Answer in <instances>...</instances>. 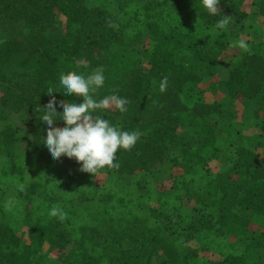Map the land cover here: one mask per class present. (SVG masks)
<instances>
[{
    "label": "trees",
    "instance_id": "obj_1",
    "mask_svg": "<svg viewBox=\"0 0 264 264\" xmlns=\"http://www.w3.org/2000/svg\"><path fill=\"white\" fill-rule=\"evenodd\" d=\"M260 18L264 0H219L216 14L200 0H0V192L16 189L26 204L16 208L0 193V264H36L47 245L61 264H261ZM95 70L105 83L94 98L128 100L125 113L98 114L140 132L130 150H118V168L98 171L102 184L74 158L55 164L40 119L53 97L57 105L83 100L47 93L61 91V74ZM210 92H221L220 102L208 103ZM238 101L253 107L252 134L238 121ZM68 165L67 179H47ZM30 173L39 183L24 189ZM81 176L86 189L73 199Z\"/></svg>",
    "mask_w": 264,
    "mask_h": 264
},
{
    "label": "clouds",
    "instance_id": "obj_2",
    "mask_svg": "<svg viewBox=\"0 0 264 264\" xmlns=\"http://www.w3.org/2000/svg\"><path fill=\"white\" fill-rule=\"evenodd\" d=\"M201 5L209 14H216L219 0H200ZM227 21H217V26L223 28ZM241 47H246L241 41ZM105 75L102 70H95L88 75L79 73L61 74L59 86L61 91L49 89L47 93H62L64 97L73 94L83 97L82 102H66L57 105L55 97L43 106L40 119L48 126L43 145L52 160L61 156L74 158L80 164V170L94 176L105 168H118L115 162L118 150H130L140 137L139 131H128L116 127L109 119L103 118L96 110L115 108L121 113L127 111L128 100L125 97L111 94L97 100L93 93L102 88ZM160 91L167 88V78L161 80ZM57 108L60 110L57 111ZM63 121L61 129L53 127L55 122ZM23 186H21L22 188ZM57 209L51 214L55 216Z\"/></svg>",
    "mask_w": 264,
    "mask_h": 264
},
{
    "label": "rangeland",
    "instance_id": "obj_3",
    "mask_svg": "<svg viewBox=\"0 0 264 264\" xmlns=\"http://www.w3.org/2000/svg\"><path fill=\"white\" fill-rule=\"evenodd\" d=\"M91 1H94V0H90V2ZM111 10L114 14L117 13L115 8H111ZM258 22L260 24V27L264 31V20L260 18ZM243 39L249 40V38H247V37H244ZM232 60H233V56H229V57H226L225 59H223L222 61H223V64H227L228 62H230ZM228 70H229V67H223V69H221V73L225 75V74H227ZM104 96L105 95H100V98H102ZM205 97H206V100L208 103L213 104L216 102H220L219 99L222 98V95H221V92L219 94L214 93V92H210V93H207V95H205ZM236 108L238 111V121H239V123L243 124V126L245 127L244 129H245L246 133L247 134L254 133L256 131V129H255V125H254L255 124L254 119H252L253 115L251 114V108H253L252 105H249L247 102H244V101H238ZM54 161H57L55 164L59 163L58 165L60 167V166L67 163V158H66V156H61L59 159L54 160ZM211 168L213 171L217 172L221 168V163L215 162L211 165ZM22 170H23V168L17 170L18 174L20 175V177L18 178V181H20L21 179H24V178H21L23 175ZM50 170H52V172L48 171V178H47L48 180H52L53 178H55V180H56L57 178H60L63 181L64 179H67V177L69 175L72 174V170L69 169V165L65 168L62 175L55 174L53 169H50ZM24 177L26 179L24 181V183L26 185L23 187L24 189H28L27 186H31V185L39 183L37 176L33 177V175L31 173L28 175L24 174ZM94 177H95V180L101 184L105 182V176H103L102 174H97ZM43 179H45V178H43ZM127 181H128V179L126 180V183H127ZM80 185H83L86 189V182L82 179V176L79 177V179L77 180V183L74 185V190H75V187L78 186V188L75 190L73 199H75L76 197L79 198V196H80ZM1 192L5 196V201L13 204L14 207L19 208L21 204L23 206H26L25 200L22 198V196L16 194V189H15V191L13 189H8L7 191L1 190ZM33 198H36V197H33ZM36 200H37V198H36ZM260 228H261V230H264L263 225L260 226ZM36 264H61V263H60L58 257H56L55 253L50 251V247L47 245L44 248V253L38 257V261ZM152 264H162V263L158 258H154ZM261 264H264V259L262 260Z\"/></svg>",
    "mask_w": 264,
    "mask_h": 264
}]
</instances>
